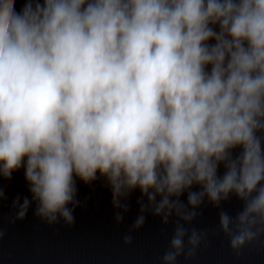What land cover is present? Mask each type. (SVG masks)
<instances>
[{"label": "clouds", "instance_id": "obj_1", "mask_svg": "<svg viewBox=\"0 0 264 264\" xmlns=\"http://www.w3.org/2000/svg\"><path fill=\"white\" fill-rule=\"evenodd\" d=\"M17 172L11 223L71 226L99 185L120 224L138 192L134 230L175 218L162 264L235 196L218 230L239 254L264 234V0H0V181Z\"/></svg>", "mask_w": 264, "mask_h": 264}, {"label": "water", "instance_id": "obj_2", "mask_svg": "<svg viewBox=\"0 0 264 264\" xmlns=\"http://www.w3.org/2000/svg\"><path fill=\"white\" fill-rule=\"evenodd\" d=\"M23 0H16L19 10ZM7 186L8 200L0 202V264H162V257L169 248L174 231V219L163 225L159 217L148 215L145 225L132 228L138 213L135 196L132 208L124 221L117 224L110 204V194L99 185L86 207L77 208L75 223H60L49 226L29 210L23 221L10 222L14 215L10 209L11 199L17 194L27 195L22 172L13 174V179L0 181ZM90 189L80 186V198ZM242 203L235 197L216 208L205 203L200 215L189 229L208 232L207 240L188 257H178L176 264H264V234L251 244H246L239 254L232 251L229 238L218 230L219 212L235 216ZM131 243L125 244V236Z\"/></svg>", "mask_w": 264, "mask_h": 264}]
</instances>
